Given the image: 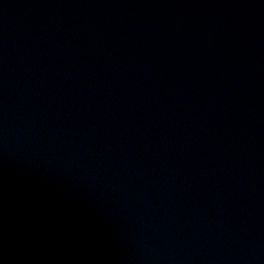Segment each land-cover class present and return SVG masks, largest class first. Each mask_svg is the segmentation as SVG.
<instances>
[{
	"label": "water",
	"instance_id": "95a60500",
	"mask_svg": "<svg viewBox=\"0 0 264 264\" xmlns=\"http://www.w3.org/2000/svg\"><path fill=\"white\" fill-rule=\"evenodd\" d=\"M0 264H264V0H0Z\"/></svg>",
	"mask_w": 264,
	"mask_h": 264
}]
</instances>
